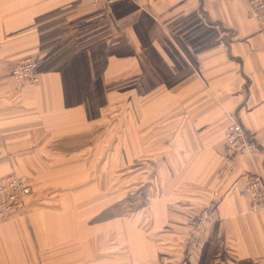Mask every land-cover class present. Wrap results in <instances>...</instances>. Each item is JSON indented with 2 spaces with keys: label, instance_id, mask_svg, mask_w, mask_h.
I'll return each mask as SVG.
<instances>
[{
  "label": "crops",
  "instance_id": "0c3cea01",
  "mask_svg": "<svg viewBox=\"0 0 264 264\" xmlns=\"http://www.w3.org/2000/svg\"><path fill=\"white\" fill-rule=\"evenodd\" d=\"M246 7L245 0L119 1L109 8L88 0H0V176L36 180L23 209L0 220V264H118L114 219L91 213L81 205L85 197L48 191L64 190L61 178L82 173L78 151L92 95L103 93V79L120 76L178 83L168 92L174 123L183 128L174 148L192 180L220 196L218 217L196 250L200 261L264 264V206L253 209L238 195L248 174L264 182V35ZM23 57L38 61L36 82L7 75ZM232 119L249 147L218 178Z\"/></svg>",
  "mask_w": 264,
  "mask_h": 264
},
{
  "label": "rangeland",
  "instance_id": "374dc122",
  "mask_svg": "<svg viewBox=\"0 0 264 264\" xmlns=\"http://www.w3.org/2000/svg\"><path fill=\"white\" fill-rule=\"evenodd\" d=\"M117 2L110 6L91 5L109 8ZM247 15L258 23L248 8ZM258 25L264 35V27ZM150 81L122 76L102 80L103 93L92 95L87 126L81 135L78 154L85 168L81 174L61 178L64 190L48 192L54 196L72 193L85 197L81 205L85 203L89 211L93 210L91 213L101 220L114 219L118 264H203L196 250L207 224L218 217L220 196L192 180L180 149L174 148V139L183 128L174 123L175 111L170 104L174 97L168 92L174 91L178 83ZM128 87L133 93H126ZM163 98L167 99L165 108L153 111L152 105ZM144 108L148 116L146 126H141L138 119ZM224 158L225 154L222 165ZM219 168L215 172L218 178L231 169L222 174L217 173ZM28 176L35 184L36 180ZM211 201L216 202V216L201 224L200 214ZM99 224L106 227L104 221Z\"/></svg>",
  "mask_w": 264,
  "mask_h": 264
},
{
  "label": "built area",
  "instance_id": "2783aa9c",
  "mask_svg": "<svg viewBox=\"0 0 264 264\" xmlns=\"http://www.w3.org/2000/svg\"><path fill=\"white\" fill-rule=\"evenodd\" d=\"M89 3L96 5H107L117 2V0H88ZM249 14L256 18L258 23L264 27V0H247ZM38 61L34 58L23 57L22 60L15 64H10L6 72L13 75L20 81L35 82L36 68ZM240 123L234 119L227 125L224 130V151L225 163L220 166L217 173H222L231 168L239 156L247 147H249L248 136ZM223 174V173H222ZM25 174L11 173L0 176V220L6 219L15 211H21L25 205L26 199L32 191V184ZM239 196L250 200L253 209L264 206V182L261 176L257 174H248L241 185ZM212 200V199H211ZM217 213L215 201H211L202 210L199 222L203 224L207 220L214 218ZM200 224V226H201Z\"/></svg>",
  "mask_w": 264,
  "mask_h": 264
}]
</instances>
